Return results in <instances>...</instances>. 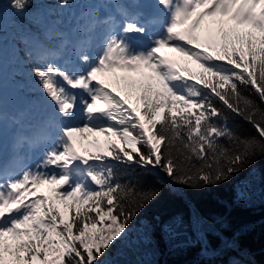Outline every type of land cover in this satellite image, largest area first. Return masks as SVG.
<instances>
[{"label": "snow or ice", "instance_id": "1", "mask_svg": "<svg viewBox=\"0 0 264 264\" xmlns=\"http://www.w3.org/2000/svg\"><path fill=\"white\" fill-rule=\"evenodd\" d=\"M6 6L19 18L21 41L36 45L26 63L43 117L27 129L11 118L20 127L0 163V264H104L110 245L159 194L117 179V164L159 167L175 183L199 188L264 156V0H127L115 13L90 10L88 35L55 48L46 42L62 33L30 11L33 0ZM231 114L258 136L234 132ZM3 127L0 107V142ZM100 133L103 145L97 138L94 151L81 146ZM25 148L42 150L34 166L25 163ZM45 184L51 194H37Z\"/></svg>", "mask_w": 264, "mask_h": 264}, {"label": "trees", "instance_id": "2", "mask_svg": "<svg viewBox=\"0 0 264 264\" xmlns=\"http://www.w3.org/2000/svg\"><path fill=\"white\" fill-rule=\"evenodd\" d=\"M0 4L5 5L0 17V36L3 37L0 49L10 56L7 66L13 69V76L4 85L8 86L12 80V88L18 96L35 101L32 91L35 86L26 63L31 44L21 41L20 30L14 23L19 18L6 6L8 0H0ZM78 6L84 7V3L70 0L69 6L57 7V0H33L30 11L38 10L54 32L62 33L46 43L65 40L64 34L74 25L67 9L74 10ZM210 19L206 18V23ZM74 28L82 33L75 25ZM168 54L179 58V54ZM116 75L137 74L118 71ZM104 78L106 83L121 89L113 74ZM246 94L259 102L254 92L246 90ZM227 123L242 136H258L252 124L240 116L231 114ZM221 142L228 144L223 138ZM81 146L90 148L85 140ZM254 166L262 173L261 186L249 200L237 201V182ZM116 177L122 182H131L138 191L155 190L159 194L140 208L126 234H122L123 238L110 245L102 258L104 264H264V156L256 157L229 180L199 188L175 183L162 169L152 166L145 169L117 164ZM43 187L44 194L50 195L52 186L45 184ZM61 208L63 210V205ZM70 215L69 211L65 218ZM168 223L170 229H167ZM204 250L213 254H206Z\"/></svg>", "mask_w": 264, "mask_h": 264}, {"label": "rangeland", "instance_id": "3", "mask_svg": "<svg viewBox=\"0 0 264 264\" xmlns=\"http://www.w3.org/2000/svg\"><path fill=\"white\" fill-rule=\"evenodd\" d=\"M109 1L108 3L110 4L111 2H114V0H107ZM118 3V2H117ZM111 8L113 11H115L114 5H111ZM96 9V5L91 4L88 6V8L80 9L78 8L76 11L69 12V15H71L72 19L74 20L75 25L82 29L84 28L87 29L88 26L91 23L90 18H86L85 14L89 13L90 10ZM89 15V14H88ZM81 19V20H80ZM78 21V22H77ZM83 22L85 24L83 25ZM77 23V24H76ZM74 34V30L72 28L69 29L68 34H66L64 37L66 40H68V37ZM98 32L93 33V35H97ZM86 36H83L81 40H83ZM36 45L31 44L30 47L34 48ZM56 47V46H55ZM6 54H4L3 50H0V83L5 82V78H8L7 76L13 72V69L7 68L6 66ZM1 93H0V107L4 108H14L17 107L19 111L23 114L25 118V122L27 124H33L36 123L38 120L42 119L43 117V112L42 109L39 107V105H36L33 107L31 111H26V109H22L19 107H23V105L27 104V106L33 105L31 102H27L26 99L21 98L18 96L15 92L14 89L11 87V84L8 85V87L2 86L0 87ZM118 91L121 89H117ZM15 93V94H14ZM123 94V93H122ZM131 102L133 107H137L138 103L135 99V96L131 97ZM25 106V107H27ZM33 111V116L31 115V112ZM30 119H29V118ZM3 140L0 142V156L3 152V147H4V139L10 135V129L6 125L3 127ZM99 139V142L101 145H103L106 141V136L103 133L100 134H89L87 138L85 139V145H89L90 148L94 151L96 148V145L92 143L93 140ZM262 173L259 171L257 166H254L246 176H244L242 179H240L237 182V194L235 196L237 201H243V200H249V198L254 195L257 190L258 186H261L262 183ZM46 190L44 189L43 185L39 187L37 190V194L39 193H44ZM167 229H170V223L167 224ZM206 253L207 251L204 250ZM207 254V253H206Z\"/></svg>", "mask_w": 264, "mask_h": 264}, {"label": "bare ground", "instance_id": "4", "mask_svg": "<svg viewBox=\"0 0 264 264\" xmlns=\"http://www.w3.org/2000/svg\"><path fill=\"white\" fill-rule=\"evenodd\" d=\"M207 33H205V35H206Z\"/></svg>", "mask_w": 264, "mask_h": 264}, {"label": "water", "instance_id": "5", "mask_svg": "<svg viewBox=\"0 0 264 264\" xmlns=\"http://www.w3.org/2000/svg\"><path fill=\"white\" fill-rule=\"evenodd\" d=\"M211 253V252H210Z\"/></svg>", "mask_w": 264, "mask_h": 264}]
</instances>
